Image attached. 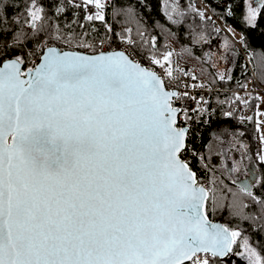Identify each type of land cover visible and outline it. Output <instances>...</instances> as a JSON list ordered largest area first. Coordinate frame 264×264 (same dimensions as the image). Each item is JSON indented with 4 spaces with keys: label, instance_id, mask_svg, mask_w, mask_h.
<instances>
[{
    "label": "snow or ice",
    "instance_id": "obj_1",
    "mask_svg": "<svg viewBox=\"0 0 264 264\" xmlns=\"http://www.w3.org/2000/svg\"><path fill=\"white\" fill-rule=\"evenodd\" d=\"M21 63L0 67V264H183L228 253L239 233L209 227L204 190L178 158L174 93L159 76L122 52L49 48L27 79ZM57 143L65 150L53 159Z\"/></svg>",
    "mask_w": 264,
    "mask_h": 264
},
{
    "label": "trees",
    "instance_id": "obj_2",
    "mask_svg": "<svg viewBox=\"0 0 264 264\" xmlns=\"http://www.w3.org/2000/svg\"><path fill=\"white\" fill-rule=\"evenodd\" d=\"M203 2L208 12L192 0H100L101 7L95 0H0V62L20 57L33 67L30 58L43 40L60 49L84 50L88 42L110 38L128 41L130 56L157 70L164 67L162 56L169 48L170 54L192 62L194 55L205 60L226 34L218 23L240 31L244 49L264 53V0L252 22L242 16L244 0ZM179 43L184 45L181 50L176 47ZM197 68L202 78L203 70ZM255 68L264 83L263 67ZM249 75L247 66L236 61L230 75L206 80L221 89L207 95L203 108L186 96L175 104L181 106L177 125L189 126L180 156L195 172L197 183L208 189L205 212L239 233L227 256L199 254L208 264H264V160L257 155L263 145L257 141L261 105L256 109L264 93L244 92ZM246 104L260 114L252 110L244 115ZM242 149L247 159L238 160L239 164L250 160L255 168L249 189L238 184L241 172L232 167V159ZM227 174L231 180L227 181Z\"/></svg>",
    "mask_w": 264,
    "mask_h": 264
},
{
    "label": "rangeland",
    "instance_id": "obj_3",
    "mask_svg": "<svg viewBox=\"0 0 264 264\" xmlns=\"http://www.w3.org/2000/svg\"><path fill=\"white\" fill-rule=\"evenodd\" d=\"M258 9V4L253 5V11L249 13V18H247V22L253 21V19L256 16V11ZM226 31L229 35L223 34L220 36V39L218 40V43L214 49H211L208 54L205 57V60L196 55L193 57V63L196 65V67H201L203 70V73L201 74V77L205 79V81H214L218 76H228L233 70L234 63L237 61L242 65L251 66L252 69H256L255 67H263L264 69V53H262L259 49L249 51L247 49H244L242 46L243 43L240 40L238 33L235 32V29L233 27H230L229 25L225 27ZM233 28V29H232ZM230 36V37H229ZM176 47L178 50L183 49V44H176ZM194 50V48H193ZM171 50L165 49L164 55L162 56L163 61L165 62V65L163 69H167L169 66L170 56H171ZM257 65V66H256ZM253 69V70H254ZM255 72V70H254ZM256 73V72H255ZM264 84V83H263ZM248 98V97H247ZM246 99V98H245ZM260 103H256V109L258 106L261 105L262 109V115L259 117L262 119L261 123H259V130H258V137L257 141L260 144H263L261 147H259V151L257 155L260 156L262 160H264V95L260 96ZM230 110V108H229ZM232 110V108H231ZM252 110L255 111L257 116L260 113H257L254 108H252L250 105L246 104L244 106V115H249L252 113ZM232 113V111H231ZM180 114V113H179ZM238 153L234 156V159H232V167L233 169H236L237 171L241 172L240 176H242L243 179H249L252 180L255 176V168L252 165L253 163L250 162V160L246 162H242V164H239V161H242L243 159H247L245 156L244 149L238 150ZM244 166V167H243ZM241 167H243L244 172L240 171ZM232 177H230L227 174V181L231 180ZM238 182V181H237ZM240 184V182H238ZM197 259L191 260L193 264H199L201 260H204L205 256L197 255Z\"/></svg>",
    "mask_w": 264,
    "mask_h": 264
},
{
    "label": "built area",
    "instance_id": "obj_4",
    "mask_svg": "<svg viewBox=\"0 0 264 264\" xmlns=\"http://www.w3.org/2000/svg\"><path fill=\"white\" fill-rule=\"evenodd\" d=\"M192 2L208 12L203 0H192ZM218 24L220 25L221 23ZM47 45L48 42L43 40L42 44L36 50V55L31 56L30 62L35 64L38 61L43 48ZM113 49H121L129 55L131 52V47L128 41H113L110 38H101L93 42H88L85 45L84 51L91 53ZM248 70L250 75L247 78V85L244 87V92L264 93V84L257 78V75L251 66H248ZM156 71L162 77L165 87L176 91V95L172 97V103L174 105L178 102L180 97L186 96L195 101L198 107L203 108L207 100V95L212 91H218L221 89L218 85H211L209 82L200 78L196 65L192 61L181 57L176 53L171 54L167 69L158 68ZM194 124V122H191L189 125L190 127H193ZM194 259H197V257ZM206 259L207 258L205 257L204 260Z\"/></svg>",
    "mask_w": 264,
    "mask_h": 264
},
{
    "label": "water",
    "instance_id": "obj_5",
    "mask_svg": "<svg viewBox=\"0 0 264 264\" xmlns=\"http://www.w3.org/2000/svg\"><path fill=\"white\" fill-rule=\"evenodd\" d=\"M49 48H53V49H56L58 50V52L60 53H69V54H80V55H83V56H98L99 54L101 53H106V54H110V53H124L129 60L135 62V63H138L141 67L145 68V69H148L150 70L151 72H154L157 76H159L161 78V80L163 81L162 77L160 76V74L156 71V70H153L151 68H148L147 66H145L144 64H141L140 62H138L137 60L133 59L127 52L121 50V49H113V50H104V51H97V52H85L84 50H79V49H68V48H64V49H60L58 46L56 45H47L43 48L41 54L39 55V58H38V61L34 64V66L31 68H35L36 65L40 64L41 63V60L42 58L47 54V50ZM15 58L14 57H9V58H5L3 59L1 62H0V67H3V64L9 60H14ZM20 69H21V73H22V63L20 64ZM28 71L29 69H26L23 73H22V76L21 78L22 79H27L28 78ZM165 87V85H164ZM165 89L170 92V93H174L173 96H171V104H172V107L174 109H176L177 111L175 112V127L178 128V129H184L185 132H184V136H183V147L181 148L180 152L183 150V148L185 147V142H186V135H187V131L189 129L188 125H182V126H178L177 125V120H178V115L179 113L181 112V106H178V105H174L172 103V97H174L176 95V91L175 90H171V89H168L165 87ZM7 143L8 144H11L12 143V137L11 135H9L7 137ZM50 149H51V157L54 159L56 156H62L63 153H64V145L62 143H57L55 145H49L48 146ZM180 152L178 153V158L180 161L184 162L186 165H187V168L188 170L191 172V173H194V180H195V185L194 187L199 190L201 188H203L204 190V193H203V196H204V199L202 200V207H201V211L203 212V214L205 215L206 217V220L208 221L209 223V227H211V225H216L218 227L222 226L223 228H226L229 232H232L226 225H224L221 221L217 220V219H214V220H211L208 215L206 214L205 212V205H206V200H207V197H208V189L203 185V184H199L197 183V179H196V175H195V172L193 170H191L189 168V165L187 164V162L185 160H183L180 156ZM245 189H249V186H244ZM209 240H211V237H209ZM232 247H233V243L230 245V250L228 251V253L226 255H217V257L219 258H223L225 256H227L231 250H232ZM201 253H204V254H209V255H212L211 252H203V251H200V252H197L195 255H193L191 257V259L193 257H195L196 255L198 254H201ZM191 259H188V260H184L183 263H186V262H189Z\"/></svg>",
    "mask_w": 264,
    "mask_h": 264
},
{
    "label": "crops",
    "instance_id": "obj_6",
    "mask_svg": "<svg viewBox=\"0 0 264 264\" xmlns=\"http://www.w3.org/2000/svg\"><path fill=\"white\" fill-rule=\"evenodd\" d=\"M254 4H258V8H259V5H260V0H244V7H243V12H242V16H243V18H244V20L245 21H247L246 19L247 18H249V13L251 12V11H253V5ZM257 11H258V9H257ZM257 11H256V13H257ZM256 17V16H255ZM255 19V18H254ZM253 19V20H254ZM252 22V21H251ZM220 26V28H222V30L224 31L226 28V26H223V25H219ZM230 27H233V26H231V25H229ZM234 28V27H233ZM232 28V29H233ZM235 29V28H234ZM227 35H229L226 31H224ZM235 32L236 33H238V36H239V38L241 37V33H240V31H238L237 29H235ZM230 37V36H229ZM218 43V42H217ZM217 43H216V45H217ZM216 45L214 46V48L216 47Z\"/></svg>",
    "mask_w": 264,
    "mask_h": 264
},
{
    "label": "flooded vegetation",
    "instance_id": "obj_7",
    "mask_svg": "<svg viewBox=\"0 0 264 264\" xmlns=\"http://www.w3.org/2000/svg\"><path fill=\"white\" fill-rule=\"evenodd\" d=\"M14 58H16V57H14ZM32 67H28V66H26L25 65V63H24V61L22 60V73L26 70V69H31ZM239 181L238 182H240V184L242 185V186H249V183L251 182V180H249V179H243L242 178V176H240L239 177V179H238Z\"/></svg>",
    "mask_w": 264,
    "mask_h": 264
}]
</instances>
